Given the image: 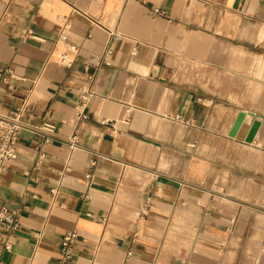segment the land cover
<instances>
[{
  "label": "crops",
  "instance_id": "1",
  "mask_svg": "<svg viewBox=\"0 0 264 264\" xmlns=\"http://www.w3.org/2000/svg\"><path fill=\"white\" fill-rule=\"evenodd\" d=\"M25 102L4 264H56L74 228L67 264H264V0H0V113Z\"/></svg>",
  "mask_w": 264,
  "mask_h": 264
},
{
  "label": "built area",
  "instance_id": "2",
  "mask_svg": "<svg viewBox=\"0 0 264 264\" xmlns=\"http://www.w3.org/2000/svg\"><path fill=\"white\" fill-rule=\"evenodd\" d=\"M4 1L9 2L10 0ZM156 12L166 15V13L160 9H156ZM60 38L63 40L67 39L68 34L63 32ZM110 53L111 48L105 49L98 60H94L92 64L85 67L87 82L81 86L79 98L75 106L76 117L78 119L87 116L86 110L93 94V85L96 81L97 69L102 64H111ZM91 68H94V70H91ZM27 106V102H25L13 108L9 113H0V178L1 172L6 168L7 162L17 156L15 142L20 131L26 126L23 122V115ZM174 119L180 120L181 115L176 114ZM56 129L57 126L54 122L46 120L37 126L35 131L42 136V142L46 144L54 139ZM67 143L73 150L80 148L78 132H74V134L67 139ZM85 197L90 198L89 195ZM88 214L101 221H107L108 219L106 216L98 217L93 213ZM21 227L22 223L18 210L0 201V264H4L3 254L12 250V239ZM79 235L80 233L77 228L68 230L64 233L60 245V256L56 264H67V262L73 258Z\"/></svg>",
  "mask_w": 264,
  "mask_h": 264
}]
</instances>
